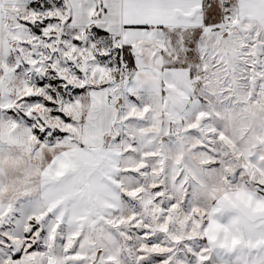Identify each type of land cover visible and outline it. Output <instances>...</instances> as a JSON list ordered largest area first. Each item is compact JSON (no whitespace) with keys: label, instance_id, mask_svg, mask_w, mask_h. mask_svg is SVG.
I'll return each instance as SVG.
<instances>
[{"label":"snow or ice","instance_id":"snow-or-ice-1","mask_svg":"<svg viewBox=\"0 0 264 264\" xmlns=\"http://www.w3.org/2000/svg\"><path fill=\"white\" fill-rule=\"evenodd\" d=\"M0 264H264V0H0Z\"/></svg>","mask_w":264,"mask_h":264}]
</instances>
